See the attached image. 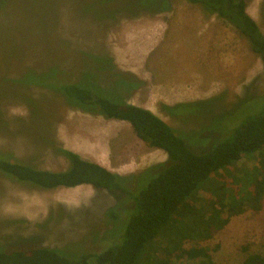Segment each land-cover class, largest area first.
<instances>
[{
  "label": "rangeland",
  "instance_id": "obj_1",
  "mask_svg": "<svg viewBox=\"0 0 264 264\" xmlns=\"http://www.w3.org/2000/svg\"><path fill=\"white\" fill-rule=\"evenodd\" d=\"M1 1L0 112L6 129L0 131V153L12 155V162L64 171L69 164L56 152L63 149L122 176L167 162L166 153L140 140L128 122L85 113L63 97L14 84L9 76L22 50L31 44L44 48L37 58L33 55L30 65L39 59L59 63L67 72L62 74L64 81L94 82L105 88H117L120 82L130 88V77H135L142 87L126 94L125 102L160 117L199 155L232 138L240 123L264 108L260 58L233 26L199 5L173 0L169 12L154 13L158 5L149 1L128 12L130 1L119 0L106 6L111 16L97 25L96 14H77V5L69 0H40L34 23L24 21V15L18 19L14 4ZM246 2L247 13L264 33V0ZM153 32L152 49L146 57L139 56L144 53L139 42ZM51 70L47 68V74ZM115 72L123 76H112ZM164 107L174 108V113ZM255 164L254 159H243L230 173ZM207 198L210 195L201 191L198 206ZM116 202L114 195L89 185L43 190L0 174V247L44 246L70 249L75 255L103 252L122 241L121 227L112 232L107 214ZM186 247L209 248L215 264H241L251 253L264 256V201L259 211L234 216L211 239L187 242Z\"/></svg>",
  "mask_w": 264,
  "mask_h": 264
},
{
  "label": "trees",
  "instance_id": "obj_2",
  "mask_svg": "<svg viewBox=\"0 0 264 264\" xmlns=\"http://www.w3.org/2000/svg\"><path fill=\"white\" fill-rule=\"evenodd\" d=\"M39 1L2 0L1 3L14 4L18 19L24 15V21L27 18L34 23L39 15L40 8L36 7ZM117 1L96 0L93 4V0H69V3L77 5L76 13L79 15L96 14V24L101 25L111 16L107 14L106 6ZM129 1L128 12H132L130 8H141L143 3L150 1L158 5L152 12L162 13L172 9L173 0ZM185 1L201 6L206 14L216 15L233 26L248 41L264 67V33L247 13L246 0ZM42 48L44 46L31 44L23 49L24 54L19 47L22 50L20 62L9 76L14 84L45 90L49 96L63 97L70 106L85 113L128 122L140 140L166 153L167 162L139 174L122 176L63 149H56V152L69 164L64 171L39 170L26 163L12 162V155L0 153V174L17 182L43 190L89 185L114 195L116 205L107 214L113 223L112 232L120 226L122 238L120 244L103 252L86 250L77 255L70 249L44 246L11 250L0 247V264H215L209 248L186 247V243L209 240L214 232L226 227L232 217L249 209L259 211L262 208L264 108L240 123L232 138L199 155L188 147L178 131L160 117L125 102L126 94L142 86L135 77H130L133 84L130 88L120 82L117 88H105L94 82L64 81L62 74L67 72L61 71L59 63L49 60L45 64L39 59L30 65L33 55L37 58ZM47 68L52 69L50 74H47ZM114 69L111 65V72ZM112 76L120 78L123 74L115 72ZM0 97L4 99L2 95ZM173 109L164 107L172 114ZM3 124L5 121L0 112V131L6 129ZM243 159H254L256 164L252 169H236L234 174L230 173V169ZM153 169L158 172L155 174ZM201 191L207 192L210 198L205 205L198 206ZM116 207L121 210L110 212ZM125 208L130 211L126 213ZM244 252H248L247 247ZM241 264H264V256L248 254Z\"/></svg>",
  "mask_w": 264,
  "mask_h": 264
},
{
  "label": "crops",
  "instance_id": "obj_3",
  "mask_svg": "<svg viewBox=\"0 0 264 264\" xmlns=\"http://www.w3.org/2000/svg\"><path fill=\"white\" fill-rule=\"evenodd\" d=\"M136 35H138V34H136ZM136 37H138V36H135V38H133L132 39V42H134L135 43V41H137V39L138 38H136ZM152 38H154V39H152ZM155 33L153 32L152 33V36L149 38V39H147V40H144L143 39V41L141 42H139V44H141L142 43V45H143V50H144V53H142V52H140V54H138L139 56H147L148 55V53L150 52V50L152 49L151 48V45L153 46V40H155ZM138 52V51H137ZM162 87V86H161ZM164 88V87H163ZM172 88H175L174 86H172L171 88H165V89H167V90H172ZM171 96H173L172 98H174V97H176L175 95H171Z\"/></svg>",
  "mask_w": 264,
  "mask_h": 264
},
{
  "label": "bare ground",
  "instance_id": "obj_4",
  "mask_svg": "<svg viewBox=\"0 0 264 264\" xmlns=\"http://www.w3.org/2000/svg\"><path fill=\"white\" fill-rule=\"evenodd\" d=\"M91 132V131H90ZM99 132V131H98ZM98 132H96L97 134H98ZM103 132V131H102ZM107 133H108V131H107ZM100 134H102V133H100ZM100 134H99V136H100ZM104 134V133H103ZM103 134L101 135L102 137H103ZM105 134H106V132H105ZM105 134H104V136H105ZM96 135V134H95ZM101 137V138H102ZM107 137V136H106ZM109 137V136H108ZM105 139V138H104ZM82 144V143H81ZM85 144H86V142H85ZM89 145V144H88ZM86 146V145H85ZM90 147V146H89ZM87 148V147H86ZM92 148H94V147H92ZM92 148H90V149H92ZM89 149V148H88ZM158 150V149H157ZM84 151V150H83ZM91 152H93V151H91ZM96 152V151H95ZM83 156V155H82ZM96 160V159H95ZM103 164V163H102Z\"/></svg>",
  "mask_w": 264,
  "mask_h": 264
},
{
  "label": "flooded vegetation",
  "instance_id": "obj_5",
  "mask_svg": "<svg viewBox=\"0 0 264 264\" xmlns=\"http://www.w3.org/2000/svg\"><path fill=\"white\" fill-rule=\"evenodd\" d=\"M141 87H142V86H141ZM139 89H140V88H139ZM139 89H138V90H139Z\"/></svg>",
  "mask_w": 264,
  "mask_h": 264
}]
</instances>
